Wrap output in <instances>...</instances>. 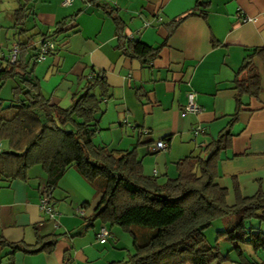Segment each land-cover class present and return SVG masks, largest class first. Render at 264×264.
Here are the masks:
<instances>
[{"label":"crops","instance_id":"crops-1","mask_svg":"<svg viewBox=\"0 0 264 264\" xmlns=\"http://www.w3.org/2000/svg\"><path fill=\"white\" fill-rule=\"evenodd\" d=\"M12 1V8L0 13L8 26H0V51L5 55L16 43L11 27L18 3ZM200 1L204 6L195 8L197 0H73L70 5L32 0L27 31L19 37L31 36L37 45L44 34L55 43L56 50L33 65V76L44 97L62 109L81 91L83 75L90 69L103 71L108 97L100 101L93 142L111 151L135 148L142 173L160 183L177 175L180 158L202 153L229 126L230 145L218 154L215 182L226 189L231 205L237 195L264 191V63L258 58L254 63L262 90L257 98L241 97L237 118L230 123L236 108V72L247 49L264 47V0ZM114 13L126 40L159 47L151 62L143 64L122 52ZM243 16L251 20L240 21ZM12 84L7 80L1 87L4 100L12 97ZM190 91L196 94L198 113L184 111ZM197 125L203 130L194 135ZM157 140H164L166 148L153 150ZM2 143L0 150L6 149ZM26 175H0V238L30 246L36 235L53 234L55 243L49 252L0 244V264H106L135 251L133 235L117 224L93 219L99 194L75 167L68 168L52 190L55 220L39 208L45 174L33 166ZM79 207L81 214L76 213ZM215 221L224 230L230 219ZM101 225L110 231L103 243L96 237ZM235 245L237 249L226 236L220 237L218 246L227 258L212 264H264V249Z\"/></svg>","mask_w":264,"mask_h":264},{"label":"trees","instance_id":"trees-1","mask_svg":"<svg viewBox=\"0 0 264 264\" xmlns=\"http://www.w3.org/2000/svg\"><path fill=\"white\" fill-rule=\"evenodd\" d=\"M16 1L11 27L18 48L15 61L10 63L0 51V89L7 80L13 83L12 97L8 100L0 97V140L6 143V149L0 150V175L25 179L29 168L39 166L46 176L43 187L53 190L68 168L75 167L99 194L93 219L117 224L133 235L135 251L125 259L106 264H212L227 258L218 246L219 238L224 236L233 249H237V242L254 250L264 249V191L245 197L237 195L229 205L226 189L215 182L218 154L230 145L229 126L202 153L180 158L175 177L160 183L144 175L135 148L111 151L93 142L94 121L107 90L103 71L90 69L82 76L81 91L74 94L67 109L44 97L33 76V65L42 40L48 38L40 33L37 45L30 42L31 36L20 39L27 31L25 20L32 15L28 6L32 0ZM199 6L204 3L197 0L195 8ZM110 12L114 10L111 8ZM112 18L124 54L143 64L158 55L159 47L126 40L117 13ZM179 21L173 23V28ZM254 58L264 63V47L247 49L236 72L233 86L236 108L230 123L237 118L241 97L257 98L262 90ZM225 218H230L228 227L217 231L214 244L208 243L206 228ZM250 220L258 224L246 225ZM135 228L144 232L137 234ZM55 238L53 234L36 235L30 246L7 243L0 238V244L24 252H49Z\"/></svg>","mask_w":264,"mask_h":264},{"label":"built area","instance_id":"built-area-1","mask_svg":"<svg viewBox=\"0 0 264 264\" xmlns=\"http://www.w3.org/2000/svg\"><path fill=\"white\" fill-rule=\"evenodd\" d=\"M73 0H62V5H70ZM251 20V18L247 16H243L240 21H248ZM147 25V24H145ZM55 43L49 39H43L40 45V51L39 55L37 57V61L42 60L49 51H53L55 49ZM18 48L16 45L12 46L11 50L9 53L6 55L7 60L10 63H13L16 59ZM184 111L186 113H198L200 111V107L198 106L196 102V94L193 91H190L187 93V99H186V104L184 106ZM203 129L197 125L193 128V134L197 135L199 132H201ZM166 148V142L164 140H157L154 143L153 150L159 151L163 150ZM51 196H52V189L51 188H42L41 191V197L39 201V208L40 210L47 215V217L51 220H55L56 214L52 208L51 204ZM76 213L81 214L82 213V208L79 207L76 209ZM110 232L106 228L105 225H101L98 229L97 232V240L100 243H103L106 241L107 237L109 236Z\"/></svg>","mask_w":264,"mask_h":264},{"label":"rangeland","instance_id":"rangeland-1","mask_svg":"<svg viewBox=\"0 0 264 264\" xmlns=\"http://www.w3.org/2000/svg\"><path fill=\"white\" fill-rule=\"evenodd\" d=\"M12 3L13 1L12 0H2L1 2V11L0 13L3 14L5 13V10L6 8H12ZM0 26H3L4 28H7L8 26L5 24V20L4 18L2 17V15H0ZM7 26V27H6ZM2 95H3V92H2ZM6 102V101H5ZM3 147H6V144L5 143H2L1 144ZM230 218H227V220H229ZM258 222L256 220H250V221H247L246 222V225H257ZM222 227H221V224L219 221H215L213 222L208 228H206L205 230V236H206V239H207V242L210 243V244H213L214 243V240H215V235H216V230H220Z\"/></svg>","mask_w":264,"mask_h":264}]
</instances>
